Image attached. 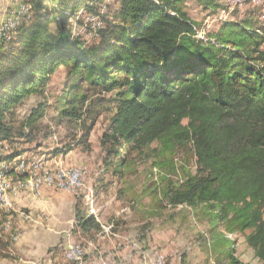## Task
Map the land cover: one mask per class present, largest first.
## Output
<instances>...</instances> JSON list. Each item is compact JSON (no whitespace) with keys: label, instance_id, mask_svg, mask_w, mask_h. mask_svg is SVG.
<instances>
[{"label":"trees","instance_id":"trees-1","mask_svg":"<svg viewBox=\"0 0 264 264\" xmlns=\"http://www.w3.org/2000/svg\"><path fill=\"white\" fill-rule=\"evenodd\" d=\"M103 1H23L29 15L0 43V141L32 142L30 127L42 111L17 123V107L43 93L64 66L76 81L72 87L87 82L114 94L116 109L101 138L106 168L124 179L138 172L136 157L150 160L160 171L159 202L211 212L224 234H242L264 263V29L252 19H225L200 36L186 0H116L113 17H99L104 25L89 42L71 19L82 7L96 14ZM198 1L212 12L223 5ZM75 101L63 113L80 119ZM94 125L51 154L90 148ZM187 150L193 163L178 158ZM81 205L78 198V224L99 228ZM234 253H227L231 264H241Z\"/></svg>","mask_w":264,"mask_h":264},{"label":"rangeland","instance_id":"rangeland-1","mask_svg":"<svg viewBox=\"0 0 264 264\" xmlns=\"http://www.w3.org/2000/svg\"><path fill=\"white\" fill-rule=\"evenodd\" d=\"M23 1L24 0H0L1 34L4 33V30L6 29H14L12 26L22 23L23 19L29 15V6L24 4ZM220 1L223 4L222 7L216 12H212L209 9H205L198 0H186V2H188L187 5L185 2L186 10L188 7L189 10L187 11L190 13V16L192 17L191 19L199 24L198 34L200 36H205L209 31H215L219 27L220 22L225 19H252L255 26L264 29V0H242V4H237L234 0ZM109 5H111V7ZM226 5L238 8H233L228 11ZM117 8L118 4L116 0H104L100 4L99 9H97L98 13L96 12V14H92L94 13L93 11H89L82 7L78 12L77 17L71 19V25L77 34L81 35L84 39H87V41L93 42L95 41L92 38L95 35L94 30L98 28V25H102L101 27L104 25L101 19H103V17L107 18L106 16L113 17ZM77 18L80 19V21H78ZM97 19H100L101 23L96 22ZM85 24H90L89 26L91 27V30L89 29V32H86ZM75 82L76 81H74L72 77H69L68 69L64 66L60 67L51 76L43 93L32 94L19 105L16 112L17 123H19L20 120L26 119L34 109H40L42 111V116L39 117L30 127V131H32L31 135H33L32 142H9V146H3V148L0 147V157L10 155L13 151L19 150L18 152H23L19 158H25V161H27L26 159L29 160V158L30 160L44 159L42 161V168L44 171L53 170L56 168L57 163L60 162L68 167L65 163V154L58 155L61 157L55 162L56 165L45 159L51 160L54 157L51 154L53 149L61 148L65 143L71 141L74 142L81 137L84 132V127L89 125L92 120H95L94 128L90 134V148L80 146V148L85 151H89V155H87L86 159L81 162L84 165L80 164L75 165L76 167L72 166L75 168L78 167V169L80 168L79 170L81 171H84L85 167L88 171L86 178L87 181H83V190L77 195L82 196L91 207V204L94 205L95 203V190L89 185L94 184L99 178V173H96L95 175L94 172H98L101 168L105 167L104 158L106 153L101 147V138L106 129L109 128L111 117L116 109V103L111 100L113 99V93L103 92L99 88L93 89L87 82H84L79 88L72 87ZM82 95L87 97L85 104L83 105L80 103ZM73 99H76L75 106H78L83 114L80 119L65 116L63 113L66 109L71 107V104L69 103ZM10 146H12V148ZM24 152L29 153V155H25ZM19 158L17 157L13 161L15 162L17 161L16 159ZM178 158L183 160L188 158L192 163L194 162L190 150H187L185 155L184 153L179 154ZM134 161L136 163L135 167H138V172L128 174V176L126 175V178L120 179L113 172L110 173L107 171L105 179L109 180L111 184H114L112 194L115 195L116 192L117 195L122 194V196H124V182L133 181L130 185L134 187V191L136 195L139 196L141 203H145V206L150 208V211L146 209V211H149V215L146 222L142 223L140 226L141 232H145L147 229L154 230L155 236L157 237L156 244L158 249L164 248L172 250L169 245H172V247L174 246L177 249L179 264H231V260L227 254L230 249H234V255L241 264H264L256 257L254 250L248 249V246L243 249L239 248L237 240L242 238V234H224L225 228L222 222L216 221L211 212L206 213L202 208L192 209L185 206L174 208L167 205L165 201L159 202V200H157L159 197L155 191V183L159 178L160 171L156 168L154 169L151 165V161L146 160L142 156L136 157ZM113 163L114 162L112 161V164ZM91 168L98 170L92 172L94 174L92 176V183L88 181L90 175L89 170H91ZM38 170L42 169L40 168ZM43 186L45 185H42V187ZM42 187H40V189ZM88 190L93 191L92 203L85 197ZM2 213L5 214L1 210L0 215H2ZM21 213L25 212L21 211ZM27 215L29 217V214ZM13 227V232L17 229V234L19 236L20 229L16 226L15 221ZM6 233L0 236H5ZM11 235L12 233L9 234V237H11ZM172 236L174 237L172 238ZM172 239L175 240L174 244H171ZM76 244L77 243L74 245ZM78 244L84 248L82 244ZM222 247H225L226 249H223ZM171 253H169L168 256L163 254L166 259L168 257L167 264L171 263ZM125 260L126 259H119L116 264L121 261L131 264L128 260Z\"/></svg>","mask_w":264,"mask_h":264},{"label":"crops","instance_id":"crops-1","mask_svg":"<svg viewBox=\"0 0 264 264\" xmlns=\"http://www.w3.org/2000/svg\"><path fill=\"white\" fill-rule=\"evenodd\" d=\"M226 6L228 11L238 8ZM24 154L29 155L26 152ZM87 155L89 151L77 147L64 155L65 163L67 166L84 165L81 162ZM60 157L57 155L48 161L55 163ZM89 171L88 181L92 183V172L98 170L91 168ZM99 171L94 172L95 175L99 173L95 183L88 184L95 190V203L91 207L82 196L48 186H43L40 194L24 188L12 196L16 212L15 217H12L13 226L15 221L20 235L16 240H12L7 233L0 236L3 239L0 241V264H116L119 259H126L131 264H155L157 255L168 256L171 252V263H168L179 264L174 246L169 245L172 250L158 249L154 230L141 232L140 226L146 222L150 208L141 203L134 187L130 185L133 181L124 182V196L117 195L116 192L114 195V184L105 179L107 171L111 173L112 170L103 167ZM88 192L87 200L92 203L93 191ZM78 198L83 199L80 213L85 217L93 216L99 228L93 226L83 229L78 224ZM21 211L29 214L30 219L23 218L21 214H27ZM2 228L1 225L0 235L3 234ZM75 243H80L85 248L82 263L72 262L64 255L66 247ZM174 243L175 240L172 239L171 244ZM237 243L240 249L248 246L244 236ZM248 249L252 248L248 246Z\"/></svg>","mask_w":264,"mask_h":264},{"label":"bare ground","instance_id":"bare-ground-1","mask_svg":"<svg viewBox=\"0 0 264 264\" xmlns=\"http://www.w3.org/2000/svg\"><path fill=\"white\" fill-rule=\"evenodd\" d=\"M234 1L237 4H242V0H234ZM96 22L99 23L100 19H97ZM101 26L98 25V28H101ZM12 28H15V26H12ZM12 30L13 29H7V33L5 34L2 33L4 34V36L2 37L1 41H3L5 38L9 39V37H11ZM7 145H8V142L0 141V147L3 148V146L6 147ZM10 147L12 148V146ZM24 159L20 157L19 159H16L17 161L14 162L13 161L14 159L7 160L5 158L0 161L1 162L0 163V211L2 210L6 214L4 218L1 217L2 222H3L2 224L3 228L1 231L3 234H5L6 232L9 234L12 233L10 237L12 240H16L18 237L17 229L15 232H13L14 227H12V229L4 230V228H7V224L13 225L12 217L15 213V205L13 203L12 196L19 193L21 189L29 188V187H30L29 189H32L33 192L37 193L39 192L38 190H40V187H42V185L56 187L62 190H68V191L74 192V194L76 193V195L77 194L79 195L80 194L79 192L83 190V184H84L83 181H77V172L68 170V167L64 166L62 162L57 163L56 168L54 169L52 168L53 170L50 169L51 171H47L45 168L46 171H44L43 169L38 170L43 167L42 161L44 159L40 158L36 160L35 159L30 160L29 158V160L26 159L27 161H25ZM45 160H48V159H45ZM54 165L56 164L54 163ZM75 167H72V168L77 169V171H81L79 170L80 168L78 169V167L77 168ZM33 169H34V176H38V179L33 178ZM12 171L13 173H15L14 178H12V175H11ZM20 175H24V176L21 177ZM58 175H60V182L71 183V186L70 185L60 186ZM85 197L86 199L89 198V192L85 194ZM22 217L27 218L28 215H23ZM76 245H79V244L77 243ZM81 250H82V255H85V250L82 246H81ZM66 257L67 259L72 260V262L73 261L82 262L84 259V257L82 256H66ZM118 264H127V263L121 261ZM156 264H167L166 257L163 254H159L156 259Z\"/></svg>","mask_w":264,"mask_h":264},{"label":"built area","instance_id":"built-area-1","mask_svg":"<svg viewBox=\"0 0 264 264\" xmlns=\"http://www.w3.org/2000/svg\"><path fill=\"white\" fill-rule=\"evenodd\" d=\"M5 33H7V29L4 32V34ZM4 34H0V40H2V37L4 36ZM0 43H1V41H0ZM8 144H9V142H8ZM41 169H43V168H41ZM68 170L77 172V181H87L86 178H87L88 171L85 167H84V171H77V169H73L72 166H68ZM33 178L38 179V176H34V169H33ZM58 178H59V182H60V175H58ZM62 185H70L71 186V183L60 182V186H62ZM37 193L40 194V192H37ZM21 215L23 216V214H21ZM12 227H13V225L7 224V228H4V230L12 229ZM65 256H82V257H85V255H82L81 246L80 245H74V244L66 247ZM116 262H118V260Z\"/></svg>","mask_w":264,"mask_h":264}]
</instances>
